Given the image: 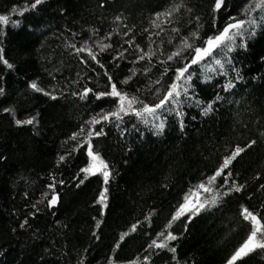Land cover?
<instances>
[{
	"label": "trees",
	"instance_id": "1",
	"mask_svg": "<svg viewBox=\"0 0 264 264\" xmlns=\"http://www.w3.org/2000/svg\"><path fill=\"white\" fill-rule=\"evenodd\" d=\"M250 2L42 0L32 8L34 0H0L10 20L0 23V264H228L253 227L244 209L264 224V22L192 65L191 80L178 82L187 93L155 120L129 111L91 121L118 109V98H98L113 83L137 98L133 108L158 103L194 48L230 18L259 20L260 10L242 11ZM86 46L95 59L77 51ZM89 141L109 166L107 184L82 171L92 162ZM236 147L245 150L208 185ZM190 192L198 198L189 207H205L172 220ZM154 240L167 247H149ZM235 264H264V249Z\"/></svg>",
	"mask_w": 264,
	"mask_h": 264
},
{
	"label": "snow or ice",
	"instance_id": "2",
	"mask_svg": "<svg viewBox=\"0 0 264 264\" xmlns=\"http://www.w3.org/2000/svg\"><path fill=\"white\" fill-rule=\"evenodd\" d=\"M42 3V0H34V3L31 5L32 8H35L37 5ZM223 4V0H216V8L219 9L221 5ZM180 5H177L174 9L163 12V13H157V19H159L161 16H171L174 11H179ZM256 10H260L261 16L259 20L257 18L250 17L249 19H237V18H230V20H234L235 22H229L227 25L223 28L222 31L219 32V34L213 36V37H208L207 40L204 41V44L206 45L205 47H196L194 48V55L190 61V63L186 64L184 67H181L177 69V75L175 77V82H173L170 85L169 90L166 92V94L160 98L159 102L156 103L153 106L149 105H143L141 108L136 109L133 108V105L136 103H140L136 97H129L128 93L126 92H121L120 90L117 89V86L115 83L111 85V91L107 93H99L98 98L100 96H111L114 98H118V109L114 112L104 114L100 117V119L93 118L91 123H100V120H108L110 116H114L117 119L121 118V113H124L125 115L129 114V111H131L132 114H134L137 117L142 118L144 123H148V117H152L153 120L157 118V113L158 110L165 109L166 106L169 103L172 104H177L180 101L177 100V97L181 96V90L186 94L187 93V88L183 87L180 83H178L181 80H184L185 83L187 81H190L192 78V74L189 73V68L192 67V65H196L199 62L203 61L206 56H209L214 49L216 48H221L222 50L227 49L229 45L233 44L237 37L243 36L245 32H248L249 35L254 34L253 32L248 31V28H246V25H252V26H258L261 22H264V0H251V2L245 6V8L242 10L245 15H248L250 12H254ZM16 9H13V12H15ZM119 19V17H117ZM10 22L9 16L8 15H0V23L2 24H8ZM153 23L156 25V27H159V24H156V21H153ZM196 33H193V36H195ZM243 46V45H241ZM110 47L108 44H102L100 45V50L104 51ZM184 47L185 49L192 48L193 46L188 43L187 38H185L184 41ZM78 52L82 51H88L89 54L92 56L93 59H95V54L92 53L91 49L88 48L87 46L85 48L77 49ZM0 52H2V49H0ZM180 52L174 53L173 55H170L168 57L169 60H172L175 56H179ZM2 59V57H0ZM141 59H144L142 56ZM3 63L7 65L8 68H12V65L8 63L7 60H3ZM216 64L220 65L223 67V64L221 63L220 60L215 61ZM188 73L187 76L185 74ZM111 79V77H109ZM131 79V77H129ZM128 81L125 80L122 83H127ZM31 88H33L36 91H42L37 85V83L34 81L31 83ZM227 88H232L233 85L231 82H229L226 85ZM92 89H87L84 95H87L88 92H91ZM0 92H2V89H0ZM219 98V97H218ZM208 111H211V104L208 105V107L205 109V114H207ZM182 115V113H181ZM16 123L18 125L22 124H32L33 120H17ZM164 127L163 122L157 125V128L162 130ZM83 131V130H82ZM95 135L99 136L101 135L100 132H95ZM76 135L79 134H74L73 139L76 138ZM89 137L93 135L92 132L87 133ZM253 143H255L253 141ZM245 149L241 147H236L235 150L231 153L230 157H226L223 161L222 166L218 171H216L215 175L210 176L208 178V185H212L216 178L218 176H221V174L224 172L225 169L229 167V165L232 163V160H234L240 153H242ZM88 155L91 156L92 158V163L89 165V167H86L82 169L84 173L92 174L95 175L96 173H100L103 176L104 183L107 184L110 176V172L108 171V164L99 156L98 153H94L92 151L90 141H89V147H88ZM61 159H64V157H61ZM230 175V173H229ZM83 181H81L82 183ZM50 188H54L55 185H49ZM197 189H203L206 192L212 191L211 187H206L204 183H201L196 186ZM237 191L239 189H236ZM107 189L105 188L99 196V201L100 203H104L107 200ZM195 195L198 198V192H190L188 195L185 196L184 198V204L180 205L178 210L176 211L175 215L172 217V220L178 219L181 215L185 214L186 212H190L193 209L195 211L193 212V215H195L196 212H198L201 208L205 207V204L199 203V207H196L195 204H192L191 207H189V203L191 200V197ZM58 201V196L54 195L51 200L49 201L50 204H56ZM197 202L198 199H197ZM213 204L216 202V198L213 197L212 201ZM106 206V204H105ZM244 219L250 220L252 222V230L250 232V235L246 238V240L242 243V245L235 251V253L231 256V258L228 261V264H235V261L241 259L244 256H247L249 253L253 252L255 249L260 248L264 249V224H262L261 220L258 218L257 215L253 214L250 212L248 209H244ZM171 225L169 224L168 227ZM136 230V226H132V231ZM258 234L260 236L259 239H257ZM128 233H124L121 236V240L124 239L125 236H127ZM161 236H164V233H160ZM166 239L174 240L176 237L174 235H171L169 233L166 237ZM160 247L164 248L167 247L165 243H159L154 240L152 244L149 245V247ZM116 247H119V244L116 245ZM171 251H175V249H170ZM111 264V262H110Z\"/></svg>",
	"mask_w": 264,
	"mask_h": 264
},
{
	"label": "water",
	"instance_id": "3",
	"mask_svg": "<svg viewBox=\"0 0 264 264\" xmlns=\"http://www.w3.org/2000/svg\"><path fill=\"white\" fill-rule=\"evenodd\" d=\"M56 196H58V194H55ZM58 202H59V196H58V201H57V203L56 204H52L53 206H56L57 204H58Z\"/></svg>",
	"mask_w": 264,
	"mask_h": 264
},
{
	"label": "rangeland",
	"instance_id": "4",
	"mask_svg": "<svg viewBox=\"0 0 264 264\" xmlns=\"http://www.w3.org/2000/svg\"><path fill=\"white\" fill-rule=\"evenodd\" d=\"M92 163V162H91Z\"/></svg>",
	"mask_w": 264,
	"mask_h": 264
}]
</instances>
